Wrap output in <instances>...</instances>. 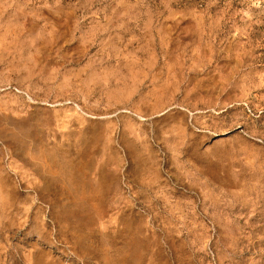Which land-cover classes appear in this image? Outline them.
<instances>
[{"label": "rangeland", "instance_id": "rangeland-1", "mask_svg": "<svg viewBox=\"0 0 264 264\" xmlns=\"http://www.w3.org/2000/svg\"><path fill=\"white\" fill-rule=\"evenodd\" d=\"M0 264H264V0H0Z\"/></svg>", "mask_w": 264, "mask_h": 264}]
</instances>
